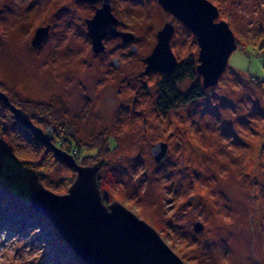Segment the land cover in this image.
Returning a JSON list of instances; mask_svg holds the SVG:
<instances>
[{
	"label": "rangeland",
	"instance_id": "374dc122",
	"mask_svg": "<svg viewBox=\"0 0 264 264\" xmlns=\"http://www.w3.org/2000/svg\"><path fill=\"white\" fill-rule=\"evenodd\" d=\"M210 1L237 48L218 82L205 88L196 36L158 0H112L118 28L134 39L109 35L100 53L86 22L100 1L0 0V90L17 107L11 96L53 104L87 144L104 138L107 155L94 154L91 145L78 157L96 156L82 165L105 161L99 172L105 203L119 202L154 227L185 264H264V0ZM169 21L176 27L171 46L177 66L193 59L196 68L194 77L176 83L178 91L187 94L198 84L203 94L164 107L161 91L171 72L139 78ZM47 26L48 35L34 46L37 29ZM1 139L8 147L10 138ZM160 142L168 149L157 162L153 148ZM0 167L10 181L22 172L13 156ZM65 174L53 166L52 189L31 191L21 181V194L31 197L41 187L66 194L77 172L59 191ZM196 222L204 225L201 232ZM0 264L63 263L30 221H3Z\"/></svg>",
	"mask_w": 264,
	"mask_h": 264
},
{
	"label": "water",
	"instance_id": "95a60500",
	"mask_svg": "<svg viewBox=\"0 0 264 264\" xmlns=\"http://www.w3.org/2000/svg\"><path fill=\"white\" fill-rule=\"evenodd\" d=\"M82 1L94 4L102 1L96 14L86 20L96 53L104 51V39L109 35H123L126 42L134 39L133 33L117 29L119 20L112 12V0ZM158 1L165 11L172 13L194 33L200 45L197 69L204 77L205 88L215 85L237 48L236 37L228 22H216L220 14L217 5L210 0ZM175 30L174 24L167 22L158 31V42L146 58L144 74L153 70L170 73L177 66L178 59L171 46ZM48 31V26L38 28L33 45H40ZM133 50L136 51V48L133 47ZM0 101L10 107L39 142L52 149L57 159L77 172L68 193L59 194L41 187L32 193L30 201L34 209L54 223L77 255L89 264H185L154 227L119 202L105 203L99 185V172L105 161L82 165L73 154L53 142V127L45 130L36 125L1 90ZM167 149L168 145L164 142L153 148L157 162H162ZM203 228L201 222L195 223L197 232Z\"/></svg>",
	"mask_w": 264,
	"mask_h": 264
},
{
	"label": "trees",
	"instance_id": "16d2710c",
	"mask_svg": "<svg viewBox=\"0 0 264 264\" xmlns=\"http://www.w3.org/2000/svg\"><path fill=\"white\" fill-rule=\"evenodd\" d=\"M183 64L178 65L165 77L161 91V96L166 99L164 107L178 102L181 98L182 101L187 102L203 94V89L198 84L192 87L187 94H181L178 91L177 82L186 75L194 77L196 74L193 59H189L185 66ZM11 98L21 108L23 114L28 115L36 125L42 128L49 124L50 126L53 125L55 144L77 156L79 163H93L91 159H95V155L85 153L83 157L81 156L82 158L78 157V153L87 150V147L91 145L95 148L94 154L100 157L107 155L109 151L108 142L105 143L104 138L93 137L88 144L85 143L77 133L76 128L64 118L66 113L60 109H55L53 104L33 102L25 98L15 99L13 96ZM10 117L12 121L9 120ZM12 122H14L12 127L8 129L7 127ZM0 135V140H2L1 137L10 138L8 147L0 146V164L6 157L13 156L22 167V172L13 175L12 181L8 180L9 175L1 172L0 167V222L24 224L30 221L32 226L39 228L47 244L51 243V247L55 249L63 264H88L63 239L56 226L44 214L31 206L30 193L21 194L23 188L21 184L24 183L21 181L27 182L25 184L29 185L31 191L34 186H46L52 189L47 180L49 179V169L53 166L66 173L63 182L59 185V191L67 190L75 171L54 158L52 149L39 142L32 131L15 116L10 107L1 101Z\"/></svg>",
	"mask_w": 264,
	"mask_h": 264
},
{
	"label": "flooded vegetation",
	"instance_id": "af4514ba",
	"mask_svg": "<svg viewBox=\"0 0 264 264\" xmlns=\"http://www.w3.org/2000/svg\"><path fill=\"white\" fill-rule=\"evenodd\" d=\"M99 2V1H98ZM101 2V6H102V1H100ZM96 4V3H95ZM100 6V7H101ZM100 7H98V8H100ZM97 7H96V11H97V9H98ZM111 8H112V3H111ZM96 14V13H95ZM114 14V13H113ZM174 16V15H173ZM175 17V16H174ZM176 18V17H175ZM87 19H90V18H87ZM86 19V20H87ZM119 20V19H118ZM169 22H171V21H169ZM172 24H174L173 22H171ZM119 24H120V20H119ZM118 24V25H119ZM118 25H117V29L119 30V31H122V30H120L119 28H118ZM175 26V25H174ZM175 29H176V27H175ZM122 32H129V31H122ZM131 33V32H130ZM111 36V35H110ZM108 37V36H107ZM119 37H122V38H124L123 37V35H119ZM124 40V39H123ZM124 42H126V41H124ZM126 43H128V42H126ZM147 63V62H146ZM145 74L143 73V74H141V76H140V80H142V82H144V79H143V76H144ZM146 87V86H145Z\"/></svg>",
	"mask_w": 264,
	"mask_h": 264
},
{
	"label": "bare ground",
	"instance_id": "6f19581e",
	"mask_svg": "<svg viewBox=\"0 0 264 264\" xmlns=\"http://www.w3.org/2000/svg\"><path fill=\"white\" fill-rule=\"evenodd\" d=\"M20 89V88H19Z\"/></svg>",
	"mask_w": 264,
	"mask_h": 264
}]
</instances>
